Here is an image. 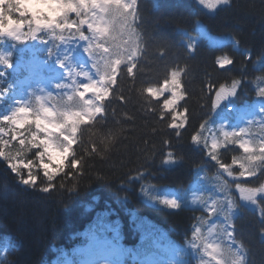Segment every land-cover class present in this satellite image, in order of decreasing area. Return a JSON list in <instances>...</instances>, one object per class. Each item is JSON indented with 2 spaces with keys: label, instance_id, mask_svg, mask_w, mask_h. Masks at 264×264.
<instances>
[{
  "label": "trees",
  "instance_id": "16d2710c",
  "mask_svg": "<svg viewBox=\"0 0 264 264\" xmlns=\"http://www.w3.org/2000/svg\"><path fill=\"white\" fill-rule=\"evenodd\" d=\"M134 7L135 19L129 14L135 29L130 47L137 55L117 66L103 113L92 120L85 117L77 125L64 172L49 182L37 166L32 170L37 184L25 186L11 172L8 159L0 157V264H64L67 258L78 264V251L89 246L92 232L102 229L107 237L117 231L118 245L131 249L120 255V264H147L144 256L163 247L172 250L173 259L160 264H198L187 241L198 243L210 258L212 245L223 246L227 253L225 239L214 244L211 240L220 232V219L229 215V200L235 205L230 218L236 242L231 249L245 256L246 264H264V236L260 234L264 200H258V213L248 210L239 201L236 183L220 175V165L211 159L216 155L240 176L241 169L233 160L245 155L239 141L246 140L248 132L238 112L264 102L256 94L264 87V0H230L214 12L198 0H136ZM83 18L70 14L69 21L78 24ZM81 31L91 36L86 24ZM74 35L79 37L76 30ZM114 35L117 40L105 47H123L129 39L127 35L120 38L119 32ZM189 39L195 41L191 53L185 47ZM211 42L222 46L210 47ZM91 43L93 47L98 41ZM50 49L53 55L45 57L52 67L57 49L51 43ZM97 52L102 65V49ZM217 57L234 62L220 68ZM133 65L130 75L127 69ZM92 67L102 75V67L100 74ZM171 71L181 74L184 99L174 109H163L171 92L153 98L145 89L160 87ZM68 72L69 67L65 68ZM69 79L71 83L73 77ZM234 80L242 81L238 92L213 108L216 91L221 85L230 87ZM69 85L68 94L45 93L43 101L54 110L68 105V96L79 91ZM85 99H94L93 93H86ZM170 123L184 127L172 129ZM241 128L244 134L232 138L237 142L225 139L224 133ZM194 134L200 135L196 145L191 142ZM168 153L173 159H167ZM29 157L31 152L27 158L33 160ZM72 158L79 162L75 169ZM21 174L27 176L24 170ZM49 183L51 190L42 192ZM239 183L258 188L264 184V167ZM161 200H175L179 208L171 210ZM214 200L224 211L212 214ZM107 229L111 230L106 233ZM146 234L160 239V246L152 247L150 239L142 243ZM5 245L8 248L1 253ZM225 260L231 264V254Z\"/></svg>",
  "mask_w": 264,
  "mask_h": 264
},
{
  "label": "snow or ice",
  "instance_id": "6c2138e0",
  "mask_svg": "<svg viewBox=\"0 0 264 264\" xmlns=\"http://www.w3.org/2000/svg\"><path fill=\"white\" fill-rule=\"evenodd\" d=\"M198 3L205 9L215 10L219 5H228L230 0H198ZM135 5L136 0H130V2H126V0H0V38H7L12 41H21L22 38L37 40L39 38L38 34L51 32L54 34V39L60 40L65 45H71L74 42L78 43V41H74L71 32V30L75 28L76 32L79 33V41L96 40L98 41L95 45L96 49H102L100 53L103 57L102 65L100 62L94 64L98 74L101 72V67L103 69L99 86H97L95 81L83 84V91H76L73 95H69L68 101L70 103L68 105H62V110L58 109L53 111L41 105L39 111L31 113L30 109L27 107V102L16 100L15 106L12 104L9 105L11 109L10 112L2 116V120L10 125L23 126L28 122L27 117L30 114L34 115L35 118L32 122L35 124L37 132L43 133V137L38 138L36 133H33L31 140L26 142L24 139H21L20 144L24 146L31 145L34 148L42 149V151H38L36 155L40 161L39 167L43 170V175L49 182L53 181L57 173L64 172L65 164L69 157L72 156V145L75 143L74 135L77 131V125L81 123L85 117H87L88 120H92L96 114L103 113V101L108 96V86L115 82L114 74L117 71V66L124 62L125 59L131 62L137 55V50L130 47L134 43L131 40V36L134 34L135 29L132 28L129 14L133 13L131 19L134 20ZM13 13H18L20 18H16ZM70 14H75L77 18L82 16L84 18L79 19V23L77 24L74 20L71 22L69 21ZM85 24L91 36H86L81 31V26ZM25 25H27L28 28L27 33L22 32V28ZM117 26H119V28ZM57 30L61 33L60 35H55ZM65 31H68L69 35H63L62 33ZM117 32H119L120 38L125 35L129 36L128 40L123 41V47H121L120 44H113L111 47H105V43L117 40V36L114 35V33ZM41 42L48 43L46 41ZM91 47V43L83 47V52L88 53L90 57L92 55L90 51ZM187 50L190 53L195 51L191 41L187 44ZM52 55V50L49 49V56L51 57ZM70 55V52H66L63 58L57 56L55 60L56 66L60 69L67 68V61ZM112 56H116L117 58L113 60L111 59ZM249 58L251 57L249 56ZM233 62L232 59L226 57L216 58V63L220 68H225ZM0 65L7 67L12 66L4 55H0ZM133 68L134 65L127 69L130 75L133 73ZM2 75L3 73L0 72V76ZM66 75L71 76V72L66 73ZM83 75L88 76V73L84 72ZM180 76L181 74L179 71H171L169 78H166L160 87H148L145 89V92L148 96L153 98H158L164 92H171V97L164 100L162 108L174 109L178 101L184 99ZM241 83L242 81L234 80L230 87L221 85L219 90L216 91L215 99L212 101V107L216 108L222 100L231 95H235ZM63 87H66V85L60 83L56 84L57 89ZM7 91V89L0 91V102H3L5 99ZM40 91H43V89ZM90 91L93 93L94 99H85V94ZM256 94L264 98V87L259 88ZM72 107H78L80 110H69ZM173 120H175V117H173ZM168 127L178 129L184 127V124L181 123L178 125L176 123H170ZM201 127H203V125ZM3 132L4 129L0 128V133ZM244 132L245 129L241 128L239 132L224 133V136L229 142H237L232 138H239ZM176 135L179 136L181 133L177 131ZM12 139H16L14 132ZM38 139L39 143L37 144ZM199 140V134L191 136V142L194 145L198 144ZM2 143L6 145L8 141L5 140L2 141ZM165 143L169 142L165 141ZM215 147L216 144L213 143V148ZM239 148L245 153L241 159L233 160V164H238L241 169L239 175L242 177L245 175L248 177H255L257 171L261 167H264V140H261L258 146H252L248 140H240ZM0 157L6 160L9 159L8 154L2 147H0ZM45 158H47L49 162L55 163V167L52 168L50 163H44ZM12 159L15 160V157H12ZM167 159H173L171 153L167 154ZM211 159L219 164L229 176L233 175L229 166L222 164L216 155L212 154ZM78 163L77 159H71V167L73 169L77 167ZM8 167L13 174L20 177L19 182L21 184L25 186H35L37 184L38 177L32 172L33 161L28 160L24 162L21 160L15 163L9 162ZM21 167L28 170L27 176L21 174ZM236 187L241 191L240 198L242 200H249L252 203H257L256 196L264 193V184H261L258 188L243 189L241 185L237 183ZM51 188L52 185L49 183L48 186L40 190L44 193H48ZM160 203L166 205L171 210L179 208V204L175 200H161ZM216 205L217 202L214 200L211 205L212 214L224 211L223 207L217 208ZM234 207L235 205L233 202L229 200L227 204L229 215L225 217L226 223L224 225V231L230 243L236 242L233 232L228 230L233 227L230 212ZM261 218L264 219V213H261ZM199 231V229L196 230V232ZM260 234L264 236V228L260 230ZM193 235L195 236L196 233H193ZM93 239L102 252L106 251L111 255L120 256L124 252L131 251V249H122L118 244L106 238H99L94 235ZM149 239L151 240L152 247L156 248L160 246V239L150 237L149 234L143 236L141 242L143 243L145 240ZM210 247L211 258L215 261V264H228V261L225 260L227 254H231V264H246V257L234 252L230 244L227 253L225 248L221 245H212Z\"/></svg>",
  "mask_w": 264,
  "mask_h": 264
},
{
  "label": "rangeland",
  "instance_id": "374dc122",
  "mask_svg": "<svg viewBox=\"0 0 264 264\" xmlns=\"http://www.w3.org/2000/svg\"><path fill=\"white\" fill-rule=\"evenodd\" d=\"M221 6L223 5H219L215 10L209 11L214 12ZM13 15L18 19L20 18L18 13H13ZM27 31L28 28L27 25H25L22 28V32L27 33ZM74 31L75 28H73L71 32L73 34L74 41H78V43L74 42L71 45H65L60 40L54 39V34L51 32L38 34L39 38L37 40L22 38L21 41H12L8 40L7 38H0V55L6 56V58L12 65L11 67L0 65V72L3 73V75L0 76V91H3L5 89L8 90L5 99L3 100V102H0V128L4 129V132L0 133V145L8 154L9 162L15 163L21 160L24 162H27L28 160H35L37 165L34 164L33 161L32 167V170H35L37 166L39 167L40 165V161L37 158L36 153L38 151H42V149L34 148L31 145H21L20 140L24 139L26 142L31 140L33 133H36L38 138L43 137V133L37 132L35 124L32 122L35 118L34 115L30 114L27 117L28 122L23 126L10 125L9 123L4 122L2 120V116L10 112V104L15 106L16 100L27 102V107L30 109L31 113L39 111L41 105L55 111L50 103L43 101L42 97L45 93H49L51 95L55 93L68 94L71 89V86L69 84L77 87L79 91H83L82 85L85 83H91L95 81L97 83V86H99L100 84L101 75L98 76L96 72L92 70L91 66H94L97 61H100L101 57L99 56V53L97 52L95 46L90 48V51L92 52L91 57L88 53L83 52V47L88 46L91 41H79V37L74 35ZM60 34L61 33L59 32V30H57L55 35ZM62 34L65 36L69 35L68 31H65ZM41 41H46L48 43H42ZM189 41L191 40H188L185 43V47H187ZM191 42L194 45V41ZM50 43L56 46V57H61V55H65L66 52L71 53L67 64L72 72V76L67 77V75L65 74V69H60L56 66V57L54 58L52 67L48 65L45 55H48L49 53ZM219 45H221V43L219 42L210 43V46L212 47ZM14 57L15 59H13ZM84 72H87L88 76L83 75ZM71 77H73V81L70 83L69 78ZM57 83L66 85V87L57 89ZM41 89H43V91H40ZM229 98L230 96L225 100H228ZM238 117L243 120L244 127L248 132L246 140L250 141L252 146H258L260 141L264 140V102H257L255 104V107H253V109L251 110H240L238 112ZM256 129H260V132H258ZM13 132L16 135L15 140L12 139ZM5 140L8 141L6 145L2 143V141ZM38 143L39 139L37 140V144ZM30 152L32 153V157L29 158H33V160L27 158V155ZM12 157H15V160H13ZM44 163H50L52 168L55 167V163L49 162L47 158H45ZM39 169L43 173V170L40 167ZM21 170H24L26 175L28 174L27 169L21 167L20 171ZM218 173L227 178L229 181L235 183H239L240 181H243L248 177L247 175L242 177L235 174L229 176L228 173L225 172L221 167L218 168ZM240 185L243 189L250 188L242 184ZM235 191L240 202L249 209L255 206L257 210L258 200L264 199V193H261L256 196L257 203H252L249 200H242L240 198L241 191L237 189L236 186ZM230 214L233 215L234 213L231 211ZM220 221L222 222L220 232L213 235L211 242L214 244L225 239L224 242L229 244L230 241L228 240V237L224 231V225L226 221L222 219H220ZM228 230L231 231V228ZM108 231L110 230L107 229L106 233ZM94 235L99 238L112 240L113 243H116L115 241L118 238V233L116 231L112 233L111 237L105 236L102 230H99L98 232H92L89 236V246L83 250H79L77 253V263L119 264V256L108 254L106 251L102 252L99 249L98 245L93 239ZM7 248L8 245H5L1 249V253H4ZM189 248L191 249L193 257L198 262V264H215V261L212 258L206 256L204 250H202L196 243L190 242ZM171 255V249L163 247L161 249H157L156 252L146 254L144 256V260L147 264H160L170 260ZM64 264H75V262L67 258Z\"/></svg>",
  "mask_w": 264,
  "mask_h": 264
},
{
  "label": "bare ground",
  "instance_id": "6f19581e",
  "mask_svg": "<svg viewBox=\"0 0 264 264\" xmlns=\"http://www.w3.org/2000/svg\"><path fill=\"white\" fill-rule=\"evenodd\" d=\"M252 210L256 211V207L254 206L253 208H251ZM230 241V240H229Z\"/></svg>",
  "mask_w": 264,
  "mask_h": 264
}]
</instances>
